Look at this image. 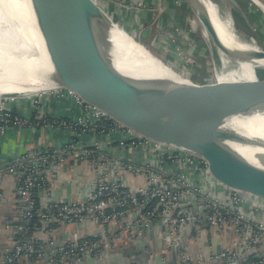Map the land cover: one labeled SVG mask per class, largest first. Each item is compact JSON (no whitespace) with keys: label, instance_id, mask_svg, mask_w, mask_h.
Listing matches in <instances>:
<instances>
[{"label":"built area","instance_id":"obj_1","mask_svg":"<svg viewBox=\"0 0 264 264\" xmlns=\"http://www.w3.org/2000/svg\"><path fill=\"white\" fill-rule=\"evenodd\" d=\"M177 55L183 56L182 52ZM51 90L59 100L72 98L80 114L71 118L45 116L43 94L0 95V138L10 128L26 126H55L70 133L60 150L33 146L0 165V205L5 199L6 178L11 179L12 193L19 203L15 239L0 248V264H22L25 260L79 264L97 259L111 264L108 259L115 248L111 234L125 237L132 244L146 239L154 229L161 233L164 247V253L156 259L159 262L130 264H166L167 252L182 240L187 223L196 238L206 227L218 233L231 231L233 238L228 247L207 251L198 248L195 256L183 241L178 264H264V249H259L264 247V197L226 186L212 176L202 157L138 134L73 90ZM19 97L31 100L29 116L14 111L13 104ZM105 138L115 143L122 155L108 156ZM85 142L91 149L81 150ZM83 160L87 168L79 193L67 199L55 195L40 205L39 195L51 192L53 171L55 184L64 183L68 188L76 180L72 172ZM67 162L72 176L64 182L56 172ZM121 172L134 177L133 182L129 184ZM87 221L97 226L94 236L60 244L53 238V231L64 224L71 222L80 228ZM40 232L42 238L38 237ZM244 249L249 250L250 257L242 253Z\"/></svg>","mask_w":264,"mask_h":264},{"label":"water","instance_id":"obj_2","mask_svg":"<svg viewBox=\"0 0 264 264\" xmlns=\"http://www.w3.org/2000/svg\"><path fill=\"white\" fill-rule=\"evenodd\" d=\"M183 1L198 17L205 39H209L223 55L229 52L232 56L243 58L251 51L221 45L207 15L196 10L187 0ZM209 1L216 5L215 1ZM223 1L247 22L237 0ZM26 2L41 31L46 54L55 61V80L60 82V87L73 90L86 102L106 111L144 137L202 157L207 161L212 176L226 186L264 197V150L257 153L247 151L221 121V117L228 113L262 104L259 98L264 95V80L257 77L254 68H264V65L253 68L255 92L249 88L239 89L232 81L234 96L216 95L218 83L209 87L192 82L129 34L131 39H123L124 49L117 46L112 41L115 23L93 0ZM232 24L235 26L233 21ZM260 51L264 53V50ZM125 54L127 60L118 64ZM93 78L114 87L136 118L130 116L127 110H122L127 116L121 119L115 112L122 109V104L115 98L112 102L115 112L106 110L93 97V92L85 87V84L94 81ZM5 94L9 93H0ZM189 224L186 226L190 230ZM183 236L173 246L168 264H178ZM248 251L244 249L242 253ZM109 262L113 264L112 260ZM118 264L130 263H124L120 258Z\"/></svg>","mask_w":264,"mask_h":264},{"label":"bare ground","instance_id":"obj_3","mask_svg":"<svg viewBox=\"0 0 264 264\" xmlns=\"http://www.w3.org/2000/svg\"><path fill=\"white\" fill-rule=\"evenodd\" d=\"M187 1L196 10L207 15L209 24L221 45L227 48L251 50L243 58L232 56L229 52L222 57L223 62L226 61L228 64L230 61L231 63L229 62L228 65L231 66L220 73L219 91H216L215 94L234 96L231 82L253 80L254 78L250 75L252 66L264 65V53L254 43L242 42L241 31L233 26L232 22H225L221 18L213 2L209 0ZM40 32L31 10L27 7L26 0H0V93L26 95L37 90L48 91L61 86L60 82L55 80L57 77L55 61L47 56ZM125 37L112 29V41L123 49ZM232 58H234L233 61ZM126 60L125 54L123 59L118 60V64L119 61ZM230 68L231 70H229ZM90 70L93 72V69L90 68ZM93 80L85 84V87L93 92V97L106 110L114 111L112 102H115L113 99L115 98L122 104V109L119 112L114 111L116 114L119 113L121 119L124 120L127 116L122 110H127L130 116L136 118L114 87L107 85L99 78H93ZM259 100L262 102L259 107L249 105L248 108H241L240 111L221 117L223 127L232 136L238 137L239 144L247 151L256 153L264 150V95H261Z\"/></svg>","mask_w":264,"mask_h":264},{"label":"crops","instance_id":"obj_4","mask_svg":"<svg viewBox=\"0 0 264 264\" xmlns=\"http://www.w3.org/2000/svg\"><path fill=\"white\" fill-rule=\"evenodd\" d=\"M143 1L147 7V11L152 10V8L158 9L159 7H166V14L171 18L172 14L169 7L174 4L180 3L179 0H141ZM116 12L108 11L106 12L110 18H114V20L118 21L119 24H133L131 22V17L125 16V12L118 8L120 5H115ZM158 6V7H157ZM169 6V7H168ZM176 7V6H175ZM151 8V9H148ZM145 9V10H146ZM137 11L142 9L137 8ZM159 10V9H158ZM118 11V12H117ZM123 11V12H122ZM177 14L178 13V10ZM154 12V11H153ZM175 13V12H174ZM137 20L142 23H146L149 19V14H142V12H138ZM152 14V13H151ZM150 14V15H151ZM175 15V14H174ZM180 17V15H179ZM150 22V21H149ZM148 22V23H149ZM125 26V25H124ZM49 91V90H48ZM42 112L45 116H61L65 118H71L80 114L79 106L74 102L72 98L68 99H57L55 95L51 92H45L42 95ZM13 109L17 113L22 116H29L32 111L31 100L27 97H19L18 101L13 104ZM70 133L64 131L58 127L50 126V127H33L26 126L20 128H10L0 138V165H4L9 161L19 157L26 150L30 149L33 146H39L44 148H49L55 152V150H60L62 145L69 140ZM90 139V140H89ZM88 140L91 141V137ZM85 140V138H84ZM87 140V141H88ZM104 147H106V153L108 156L119 157L122 155V152L116 146L115 143H109L108 139H104ZM91 149L90 145L85 142L82 144L81 150ZM68 162L58 168L57 172L60 178L65 182L67 181L72 174L75 176L76 180L67 188L64 183L63 184H55V170L51 179V192L50 194H42L38 197V203L40 205H45L51 198H55V195L62 199H67L71 196H76L79 193L81 187V180L85 177V169L87 168V161H80L77 166L75 172H72L69 169ZM123 172H121L122 174ZM127 174L124 172L121 176L126 179L129 184H131L134 180V177L127 174L128 177L124 176ZM58 179V178H57ZM136 182L138 181L135 178ZM132 181V182H131ZM57 185V186H55ZM3 192L5 193V199L3 203L0 205V248H3L7 245H11L15 239V231L14 228L17 225L19 216H18V201L15 200L14 195L12 193V181L10 178H6L3 181ZM97 231V226L92 222L87 221L83 226L79 228L74 223H66L62 227L53 231V238L56 240L58 244L63 242L72 241L77 238L86 237V236H94ZM116 233V231H115ZM114 233V234H115ZM189 234V235H188ZM184 235V236H183ZM184 246L187 251L195 256L198 248H202L203 250L215 249L218 250L220 247L225 248L228 247L232 242L233 233L231 231L218 233L212 228L206 227L203 232L198 236V238L191 236V232L186 226V230L182 232ZM38 237L42 238L43 233H38ZM114 242V252L109 256V261L112 260L113 264H118L119 259H122L124 263H133L135 261L138 262H159L156 260L159 256L164 253V247L161 240V233L154 229L147 234V238L144 240H138L137 242H133L132 244L127 242L125 237L113 236L111 234ZM259 249H264V247H260ZM121 251V252H120ZM168 261L171 259V252H167ZM247 257L251 256V253L245 252ZM119 256H121L119 258ZM108 261V262H109ZM168 261L166 264H168ZM22 264H44L41 260H25ZM63 264H74L73 261L65 262ZM79 264H104L103 260H85L80 262ZM112 264V263H111ZM163 264V263H162ZM201 264H209V263H201Z\"/></svg>","mask_w":264,"mask_h":264},{"label":"rangeland","instance_id":"obj_5","mask_svg":"<svg viewBox=\"0 0 264 264\" xmlns=\"http://www.w3.org/2000/svg\"><path fill=\"white\" fill-rule=\"evenodd\" d=\"M93 1L108 14V11H112L113 8H116L115 5L118 6L119 4L120 6L118 8L125 12V16L131 17V22H133V24H125L123 22V24L118 25V21L112 18L111 20L115 23L113 24V30L116 33L125 35L129 39H131L129 35L132 36L135 40L146 46L164 63L170 65L179 74L196 84L215 87L218 83L220 73L231 66L228 65L230 61L228 64L224 61L226 62V64H224L222 60V51L217 49L209 39L208 41L205 39L204 30L199 23L198 17L183 0H179L180 3L178 4L176 3L170 7L168 6L171 13H173L171 18L166 14V7H159V10L154 7L152 10L147 11L145 8L147 5L141 0ZM213 1H215L217 5L215 9L221 18L225 22H234L232 11L228 4L223 0ZM237 1L243 8L246 17L248 14L251 15L247 18L249 31L237 28V25L234 23L235 27L241 31V41L247 42L248 44L254 43L260 50H264V0ZM137 8L142 10L137 11ZM176 10H178L180 17ZM112 12H116V10L114 9ZM138 12H142V14H152H149V19L146 23H142L136 19L137 15H139ZM122 29L127 33H124ZM178 52H182L183 56H178ZM183 59L186 63H182L181 60ZM257 66L262 65L257 64ZM254 67L255 65L252 66V72L250 73L251 77H253ZM229 70H231V68ZM233 82L238 85L239 89L243 86V88H249L255 92L253 80H235ZM247 89L244 92H246ZM51 91L52 90H37L30 94L42 95L44 92Z\"/></svg>","mask_w":264,"mask_h":264},{"label":"trees","instance_id":"obj_6","mask_svg":"<svg viewBox=\"0 0 264 264\" xmlns=\"http://www.w3.org/2000/svg\"><path fill=\"white\" fill-rule=\"evenodd\" d=\"M231 11H232V17H233L234 23L237 25V27L240 28L241 30L243 29L245 31H249L247 22L238 13H236L233 10H231ZM248 16L250 17L251 15L248 14ZM248 16H247V18H248ZM254 70H255L257 77L261 80H264V68L255 67ZM37 226H40V224L37 223Z\"/></svg>","mask_w":264,"mask_h":264}]
</instances>
